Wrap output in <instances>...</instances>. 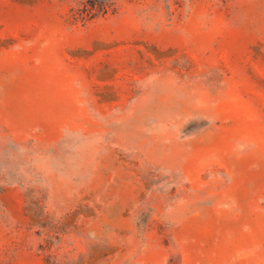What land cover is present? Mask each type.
Wrapping results in <instances>:
<instances>
[{"label":"rangeland","instance_id":"1","mask_svg":"<svg viewBox=\"0 0 264 264\" xmlns=\"http://www.w3.org/2000/svg\"><path fill=\"white\" fill-rule=\"evenodd\" d=\"M0 264H264V0H0Z\"/></svg>","mask_w":264,"mask_h":264}]
</instances>
